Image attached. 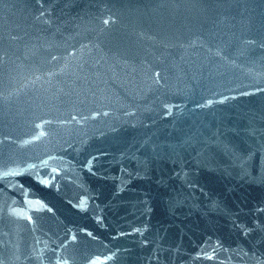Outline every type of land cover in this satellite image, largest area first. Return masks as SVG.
I'll list each match as a JSON object with an SVG mask.
<instances>
[{
    "label": "water",
    "instance_id": "obj_1",
    "mask_svg": "<svg viewBox=\"0 0 264 264\" xmlns=\"http://www.w3.org/2000/svg\"><path fill=\"white\" fill-rule=\"evenodd\" d=\"M0 264H264V0H0Z\"/></svg>",
    "mask_w": 264,
    "mask_h": 264
}]
</instances>
